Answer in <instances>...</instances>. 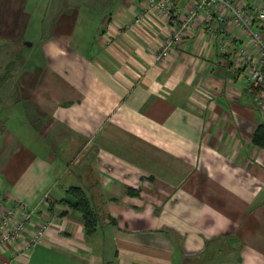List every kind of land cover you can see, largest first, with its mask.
Segmentation results:
<instances>
[{
    "label": "crops",
    "instance_id": "0c3cea01",
    "mask_svg": "<svg viewBox=\"0 0 264 264\" xmlns=\"http://www.w3.org/2000/svg\"><path fill=\"white\" fill-rule=\"evenodd\" d=\"M190 1L177 0L183 14ZM169 32L147 0H0V73L15 48L32 51L0 98V194L35 209L1 260L264 264V149L252 143L264 106L234 63L257 50L202 18L156 64ZM73 186L100 216L91 237L63 201Z\"/></svg>",
    "mask_w": 264,
    "mask_h": 264
},
{
    "label": "built area",
    "instance_id": "2783aa9c",
    "mask_svg": "<svg viewBox=\"0 0 264 264\" xmlns=\"http://www.w3.org/2000/svg\"><path fill=\"white\" fill-rule=\"evenodd\" d=\"M252 2L247 5L245 0H191L189 9L183 14L177 0H147L148 11L159 12L170 25L165 41L153 54L154 63L163 64L174 48L200 25L202 18L220 24L230 22L257 50L255 53L242 49L234 63L249 70L251 85L258 91L264 106V3ZM34 211L23 201L8 207L5 197L0 194V251L4 245L16 244L22 239ZM48 226L46 222L37 229L26 243L27 250L42 241ZM0 264L11 263L0 259Z\"/></svg>",
    "mask_w": 264,
    "mask_h": 264
},
{
    "label": "trees",
    "instance_id": "16d2710c",
    "mask_svg": "<svg viewBox=\"0 0 264 264\" xmlns=\"http://www.w3.org/2000/svg\"><path fill=\"white\" fill-rule=\"evenodd\" d=\"M21 56H17L15 61L7 67V75L0 78V86L4 85L9 78H11L12 73L16 69L18 62H20ZM252 143L264 149V123L258 125L256 131L252 136ZM129 194H135L133 190H129ZM69 207L77 212H79L82 216V220L84 222L85 234L87 237H91L96 233L100 224V216L97 211L94 209L90 198L86 194V192L81 187H70L67 189L66 198L63 200Z\"/></svg>",
    "mask_w": 264,
    "mask_h": 264
},
{
    "label": "rangeland",
    "instance_id": "374dc122",
    "mask_svg": "<svg viewBox=\"0 0 264 264\" xmlns=\"http://www.w3.org/2000/svg\"><path fill=\"white\" fill-rule=\"evenodd\" d=\"M78 34H81V33H78ZM83 34V36H84V39H90V38H92L93 36H94V33H92V32H83L82 33ZM28 43V42H27ZM24 44H26V42L24 43ZM29 44H31L30 42H29ZM15 51H19L17 54H16V56L14 57V55H15V53H13V55H12V60H10V64L13 62V61H15V59L17 58V56L19 57V56H21L22 58H24V60H26V61H29L30 60V58H31V56H32V51L29 49V48H25V47H21V48H15L14 49ZM14 57V58H13ZM7 58H8V56H6V57H1V62H2V60L3 61H6L7 60ZM4 63V62H3ZM8 63V64H9ZM19 63V62H18ZM3 69H4V72L3 73H0V78H2V77H4L5 75H7V67H6V64H5V67L3 66ZM12 75H14L13 73H12ZM10 80H7V82L4 84V85H2V86H0V98H2L3 100H6V98L4 99V97H3V94L4 93H7V91H8V88L9 87H11V85H13V83H10L9 82ZM1 85V84H0ZM1 102V101H0ZM34 124V123H33Z\"/></svg>",
    "mask_w": 264,
    "mask_h": 264
}]
</instances>
